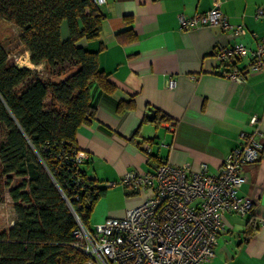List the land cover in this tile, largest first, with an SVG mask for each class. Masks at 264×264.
<instances>
[{
    "label": "crops",
    "instance_id": "crops-1",
    "mask_svg": "<svg viewBox=\"0 0 264 264\" xmlns=\"http://www.w3.org/2000/svg\"><path fill=\"white\" fill-rule=\"evenodd\" d=\"M214 4L215 0H106L100 7L104 19L98 37L77 42L96 52L99 68L114 86L109 93L91 86L93 116L75 134L85 159L83 169L104 189L90 213V225L122 216L147 195L120 185L126 171L152 172L166 160L174 166L188 165L191 171L204 163L215 174L224 156L244 142L243 135L254 132L252 115L259 119L258 136L264 144V74H250L238 83L221 75L226 66L212 54L235 39L255 48L264 36V16H255L264 0H221L228 20L246 29L240 39H230L218 26L180 28L179 14L191 16ZM66 35L63 26L62 37ZM24 53L29 61L25 49ZM244 65L245 61L237 63L238 68ZM167 78L173 80L172 87L165 86ZM119 102L130 105L118 111ZM149 107L155 110L151 120L146 117ZM243 173L238 194L252 201V209L243 216L222 215L215 254L205 264H264V148ZM118 198L123 202L119 207L100 211L106 200L113 204Z\"/></svg>",
    "mask_w": 264,
    "mask_h": 264
},
{
    "label": "trees",
    "instance_id": "trees-1",
    "mask_svg": "<svg viewBox=\"0 0 264 264\" xmlns=\"http://www.w3.org/2000/svg\"><path fill=\"white\" fill-rule=\"evenodd\" d=\"M103 19L92 0H0V20L19 29L29 61L43 66H18L0 42V123L6 130L0 142V201L7 188L15 214L13 223L0 229V264H84L88 258L76 245L78 223L62 194L90 227L104 189L90 188L75 199L71 172L59 169L57 153L79 150L76 130L93 116L91 86L114 89L96 52L77 44L98 37ZM129 105L119 102L117 110ZM14 176L21 180L11 185Z\"/></svg>",
    "mask_w": 264,
    "mask_h": 264
},
{
    "label": "built area",
    "instance_id": "built-area-1",
    "mask_svg": "<svg viewBox=\"0 0 264 264\" xmlns=\"http://www.w3.org/2000/svg\"><path fill=\"white\" fill-rule=\"evenodd\" d=\"M106 0H92L101 7ZM221 0L212 8L191 16L178 15L181 29L195 26H218L230 39L242 38L246 29L242 24L231 23L220 9ZM256 17L264 16V6L256 9ZM214 58L224 63L221 73L238 83L246 81L253 73L264 74V36L255 48L247 47L241 40L219 46L212 51ZM245 61L241 68L237 63ZM172 87L173 80L165 79ZM258 117L252 115V133L244 134V142L235 146L223 158L217 173L207 170L206 164L191 171L188 165L174 166L161 161L152 172L126 171L120 185L131 192L147 193L137 204L120 217H107L104 221L84 226L68 199L62 194L74 214L78 226L73 231L77 247L87 255L84 264H205L215 254L219 231L223 228L222 215L233 212L241 216L252 209V201L240 196L238 189L245 181L243 168L259 159L262 144L258 134ZM149 151V145L144 146ZM59 169L71 172L70 185L74 197L87 195L90 188L97 189V180L85 172L81 165L84 156L79 150L61 149L57 153ZM88 195L87 202L92 197Z\"/></svg>",
    "mask_w": 264,
    "mask_h": 264
},
{
    "label": "rangeland",
    "instance_id": "rangeland-1",
    "mask_svg": "<svg viewBox=\"0 0 264 264\" xmlns=\"http://www.w3.org/2000/svg\"><path fill=\"white\" fill-rule=\"evenodd\" d=\"M0 42L3 44L9 56L15 61L18 66H31L34 70L36 67L31 65L26 58L24 53V47L19 41V29L11 24L0 20ZM6 139V130L4 125L0 123V142L5 141ZM11 185H14V182H19L21 179L19 177L12 178ZM123 202L121 198L114 201L113 204L110 201L106 200L100 207V211L104 212L111 206L119 207ZM15 214L13 211V202L7 194V188H5V194L2 201H0V229H7L14 221Z\"/></svg>",
    "mask_w": 264,
    "mask_h": 264
},
{
    "label": "water",
    "instance_id": "water-1",
    "mask_svg": "<svg viewBox=\"0 0 264 264\" xmlns=\"http://www.w3.org/2000/svg\"><path fill=\"white\" fill-rule=\"evenodd\" d=\"M155 116V110L151 107L148 108V111L146 113V117L151 120Z\"/></svg>",
    "mask_w": 264,
    "mask_h": 264
}]
</instances>
